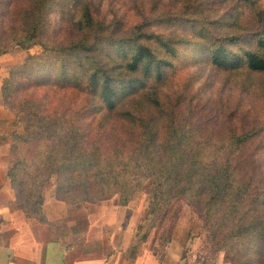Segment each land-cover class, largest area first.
I'll list each match as a JSON object with an SVG mask.
<instances>
[{
  "label": "trees",
  "instance_id": "obj_1",
  "mask_svg": "<svg viewBox=\"0 0 264 264\" xmlns=\"http://www.w3.org/2000/svg\"><path fill=\"white\" fill-rule=\"evenodd\" d=\"M54 1L28 0L14 43L23 49L41 45L54 59H63L61 69L52 66L56 73L62 70L53 85L84 91L91 96V109L76 116H46L39 112L37 101H25L26 108L17 113L23 132L12 135L15 161L8 174L17 207L30 218L47 222L43 191L53 180L55 200L74 207L115 197L119 205L128 206L149 183V230L184 198L204 222L208 244L216 254L225 252L232 264H264V123L256 118L248 126L203 134L201 121L191 122L188 108H174L179 99L167 105L169 101L158 94L169 84V79H162L166 69L174 66L184 47L201 46L199 55L208 48L205 60L217 71L264 72V30L254 46L237 51L224 43L213 44L208 33L194 35V42L146 31L141 25L128 43L134 53L126 68L132 74L140 69L145 79H119L120 74L98 55L103 52L100 40L106 36L90 11L77 25L79 36L67 44L52 45L49 33L47 41L41 39ZM11 2L6 13L14 17L18 7ZM238 40L239 35L229 39ZM5 53L7 47L0 40V56ZM36 59L45 61L30 58L20 69L37 67ZM153 76L156 79H148ZM52 82L37 80L33 86ZM20 84L8 79L2 94ZM190 86L185 85L184 95ZM190 111L194 115L195 110ZM81 119L98 126L107 122L113 129L103 134L90 131Z\"/></svg>",
  "mask_w": 264,
  "mask_h": 264
},
{
  "label": "rangeland",
  "instance_id": "obj_2",
  "mask_svg": "<svg viewBox=\"0 0 264 264\" xmlns=\"http://www.w3.org/2000/svg\"><path fill=\"white\" fill-rule=\"evenodd\" d=\"M11 1H0V40L7 47V53L0 56V125L7 128V138L12 142L13 134L23 132L21 115L17 113L26 108L27 99L37 101L39 112L43 115L74 113L76 116L78 112L84 114L91 109V96L70 86L53 85L55 80L60 79L62 70L56 73L52 66L61 69L63 59H54L41 45L24 49L15 45L25 19L23 9L30 3L28 0H14L18 12L11 17L6 13L12 5ZM54 3L49 10V21L41 30V39L47 41L45 34L49 33L51 37H48V42L52 45L67 44L68 39L79 36L75 34L77 25L90 11L96 24L103 25L102 33L106 36L100 40L103 52L98 55L106 65H110L113 73L120 74L119 79H145L140 69L132 74L126 68L134 53L128 43L139 32L137 28L141 25L146 31H155L169 38H190L194 42H197L194 35L208 33L213 44L224 43L237 51L254 46L264 30V0H55ZM108 35H112V38H107ZM235 35H239V40L232 43L229 39ZM201 48H180L174 66L166 69L162 78L169 79V84L158 93L159 97L169 101L167 105L179 99L174 108L180 111L188 108V115L193 116L190 121H196V124L201 121L203 134L206 131H224L230 126H248L256 118L264 123V72L244 74L239 71H217L205 60L209 49L203 48V53L199 55ZM40 57L45 61L36 59L37 67L27 71L20 69L30 58ZM72 64L76 65L77 62L72 60ZM67 71L74 75L71 69ZM8 79L22 84L12 86L11 92L3 95L1 89L7 87ZM37 80L53 82L49 86L34 87L33 83ZM188 83L191 86L184 95L182 92ZM147 87L141 91L147 90ZM190 110H195L194 115ZM88 120L81 119L80 123L87 130L103 134L113 129L107 122L98 126V123ZM54 182L49 185L52 191ZM149 189L150 184L147 183L136 197V202L144 209L137 230L139 239L149 241L151 251L161 257H158L160 262H166L169 254L176 255L173 247L177 246L176 240L182 239L183 250L180 249L179 253L183 254V263L232 264L231 257L225 252L216 254L212 250L204 222L184 198L178 199L165 217L149 230ZM148 230L150 232L144 238ZM196 240L203 241L195 252L191 244L197 245ZM203 244L208 247L207 250L202 248ZM201 248L204 249L202 252Z\"/></svg>",
  "mask_w": 264,
  "mask_h": 264
},
{
  "label": "crops",
  "instance_id": "obj_3",
  "mask_svg": "<svg viewBox=\"0 0 264 264\" xmlns=\"http://www.w3.org/2000/svg\"><path fill=\"white\" fill-rule=\"evenodd\" d=\"M6 130L0 125V264H185L182 239L166 262L151 251L149 241L139 239L144 209L137 198L128 206L115 197L74 207L55 200L49 184L43 191L47 222L27 216L17 207L8 178L15 158ZM202 241L191 249L197 251Z\"/></svg>",
  "mask_w": 264,
  "mask_h": 264
}]
</instances>
